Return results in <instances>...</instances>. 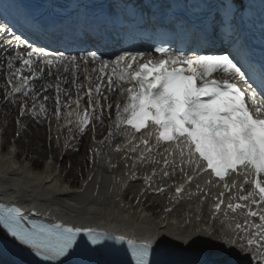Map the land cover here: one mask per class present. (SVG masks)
<instances>
[{
	"label": "snow or ice",
	"instance_id": "obj_1",
	"mask_svg": "<svg viewBox=\"0 0 264 264\" xmlns=\"http://www.w3.org/2000/svg\"><path fill=\"white\" fill-rule=\"evenodd\" d=\"M155 51L162 58L153 59L143 52H125L114 60H104L96 51H89L79 57L61 53L54 63L46 59L49 54L43 49L33 48L26 57L17 53L13 59L20 60L22 67L27 66L31 71L35 63L33 56L45 57L43 64L49 69V76L53 75L51 68L57 65V72H69L71 66L74 75L83 64L87 90L81 96L77 86V98L64 104L65 108L76 105V109L68 111L66 116L76 117L78 130L85 132L93 116L103 123L105 107L111 110L114 106V130L109 131V139L114 131L123 130L132 139H135V133H142L140 143L150 152L149 138L154 134L157 144H170L174 150H178L182 162L186 157L187 163L194 165L200 173L218 178L219 182H223L224 190L216 197L211 218L216 220L222 214L221 230L225 234L231 231L236 239L246 241L249 247L255 245L260 252L259 264H264V94L258 101L255 91L234 82L237 77L243 81L244 74L227 55H185L172 53L164 47H158ZM89 60L99 65V68L92 69L99 73L95 81L88 75ZM8 67H13L11 61ZM19 72L20 69H16V73ZM43 72L44 68H41L39 74H33V78L38 79ZM214 74L221 78H214ZM28 83L29 77H24L23 84L14 87L12 93L21 92ZM64 83L69 81L65 79ZM71 83L75 85L76 79H72ZM105 90L118 92L124 98L123 103L119 100L114 105L108 102ZM62 91L57 84V118L60 116ZM24 94L27 95V92ZM85 96L89 107L81 111L80 101ZM101 98L106 101L105 105H101ZM40 108L41 111L45 110L43 105ZM66 123H72L71 119H66ZM142 130H148V138ZM132 139L128 141L130 144ZM136 148L137 145H133L131 151H136ZM140 159H144L143 154ZM164 164L168 166L169 160L165 159ZM180 171L183 172V168ZM168 175L164 171V176ZM193 178L188 176L187 182ZM149 179L146 178V181ZM208 183L213 181L210 179ZM183 188L184 185L176 187V194L182 193ZM233 189L236 191L233 192ZM155 191L162 193L164 189ZM225 193H229L227 203ZM165 211L171 212V209ZM240 218H243V223ZM27 219L20 207L0 204V224L37 256L58 264H63L61 258L71 255L78 245V237H87V243L94 246L93 250L110 239L126 242L131 252L129 264H152L150 255L156 251L154 245L167 246L169 243L157 240L155 234L138 243L135 239L126 240L123 235L113 236L92 227L69 226L60 222L31 221L30 227L26 228L22 222ZM198 232L188 233L185 241ZM205 235L211 237L212 233L205 230ZM236 239H229L227 243L235 245Z\"/></svg>",
	"mask_w": 264,
	"mask_h": 264
},
{
	"label": "bare ground",
	"instance_id": "obj_2",
	"mask_svg": "<svg viewBox=\"0 0 264 264\" xmlns=\"http://www.w3.org/2000/svg\"><path fill=\"white\" fill-rule=\"evenodd\" d=\"M6 14V7L0 4V17H6ZM137 44L142 48L147 47L146 42ZM206 44L216 49L221 44V40L211 39ZM131 47H133L132 44ZM129 48L130 46H125L123 49H120L111 59L107 55H102V57L106 60H114L125 52H131L132 49ZM231 59L245 76L242 61L237 56H233ZM5 64L6 62L0 61V75L4 73V76L11 77L12 75ZM48 71L49 69L43 73L40 89L31 95L33 98L35 94V98H33L35 105L28 108L27 113L23 112V115H21L23 109V105L21 104L22 97L17 94L20 106L18 112H15L14 119L16 118L17 120L19 118L21 122H25L26 120H28V123L35 122L39 128L40 123L46 121L48 118L49 121L46 128L48 129L47 132L50 140L53 141H56L55 138L58 133H64L60 136L59 143L55 142V145L50 148L52 156H49H51V161H53L58 155L62 154L68 157L73 154L70 153L72 152L71 147L74 142V136L79 130L76 117L74 115L70 118L66 116L67 112L71 111L69 108L62 110L59 118H57L54 111L52 114L50 113L49 109H56V104L52 102L53 97L51 96V92L59 84L63 90L60 96L65 99L64 93L68 90L72 91L71 81L78 76L80 69L75 71L74 75L72 74L71 66L69 72L59 71L52 76L48 75ZM214 76L221 77L217 74H214ZM94 77L96 76L91 72V78ZM65 79L69 83H64ZM47 85H52L50 87V94H47ZM72 92L74 93V91ZM257 94L259 101L262 93ZM5 95L2 94L0 89V100L5 99ZM43 96L48 97V99H43ZM39 99H41L40 102H38ZM117 100L123 103L124 98L118 92L110 93V101H112L113 105ZM3 101L4 103L12 102L9 97ZM105 104L106 102L103 105ZM41 105L46 107L44 118L39 116ZM11 107V104L5 106L9 111L12 110ZM105 109L107 108L105 107ZM114 115V106L110 110V115L104 113L103 131L100 135L99 131L102 129L100 127L102 123L93 116L89 125H94V132L92 131L93 128L90 129L86 140L84 139L85 135L81 137L77 146L85 157V176L77 187H73L70 183L64 184L61 168L56 169L47 164L44 168L35 171L32 164L20 160L17 147L20 149L25 147L26 151H23L24 159L28 158L29 152H33L36 145L38 148L43 149L39 145V142H42V135L39 129L38 131L33 128L31 129V136L27 144L18 143L19 141L16 139L12 144L13 149H9L6 153L1 141L3 135L0 132V198L26 204L37 212L53 218L67 220L79 225L103 227L118 231L119 233H125L138 241L151 238L155 234L157 240L169 242L167 246L157 247L154 245L155 248L166 252H179L190 255L198 264H204L207 261H215L217 264H236L234 257L237 255V250L244 248L246 241L236 239L231 231H227L225 234L221 230L223 226L220 221L223 220V216L213 220L207 214L206 219L202 221L204 225L212 230L210 238L193 235L185 241L188 233L193 232L191 230L192 224L203 219L208 198L197 197L195 200L189 198L190 201H185L181 205H173L166 196L154 195L155 189L147 193V191L142 190L138 185L137 187L134 184L127 186V181L122 178L123 172L127 170V165L121 158L124 156L123 152L130 146L129 139L128 137L122 138L124 133L122 130L118 132L114 131L110 139L108 138L109 131L105 133L107 125H114ZM112 118L113 122L108 121ZM66 119H71L72 121L68 126H66V124H69L66 123ZM49 126H52V128ZM57 127H60L61 131L58 132ZM20 128V134H22L24 127L21 125ZM111 130H114V128ZM44 133L43 142L45 140ZM58 145L60 146L58 147ZM117 148H119V151H117ZM113 153H117L116 156ZM106 160H110V167H103L102 163ZM119 163L121 166H118ZM130 174L128 173L127 176ZM90 177L91 179H89ZM144 196L159 204L162 210H157V212L155 209H151L152 206H145L143 203ZM126 199H129V201ZM166 208H171V212L167 213L165 211ZM240 222L243 223V218H240ZM234 224L235 221H233V226ZM229 239H236L235 245H229L227 243ZM220 245H223V248H220Z\"/></svg>",
	"mask_w": 264,
	"mask_h": 264
},
{
	"label": "rangeland",
	"instance_id": "obj_3",
	"mask_svg": "<svg viewBox=\"0 0 264 264\" xmlns=\"http://www.w3.org/2000/svg\"><path fill=\"white\" fill-rule=\"evenodd\" d=\"M47 94H49V93L47 92ZM3 103H4V101H3ZM3 103L0 104V106H1L0 107V132L3 135V138H1L2 139L1 141H2V143H4V147H5L4 151L6 153L9 151V149H13L12 144L16 140V137L18 136V132L20 130H19V127L17 128V123H19L18 119L17 120L12 119L13 116L15 115L13 106L11 105L12 110H10V111L5 108V106H7L8 104H11V102H5L4 105H2ZM15 107L17 109V106H15ZM25 122H27V126H29V128H27V126L25 127V131H23V133L20 134V137L17 138L18 139L17 141H19L18 143H23V144L26 143L27 144V142L29 141V138L31 136V129L33 128L36 131H38V129H39V132L42 135V142H39V145L42 146L43 149L38 148L36 145L34 147L35 148L34 151L29 152L28 158L26 157L24 159L23 151H26L25 147H22L21 149L17 147V151L19 153L20 160L24 161L26 163L32 164L33 170H35V171L36 170L38 171V170L44 168L45 167L44 164L47 161L51 162L52 163L51 167H54L56 169L61 168V176L64 178V184L70 183V185H75L73 187H77L80 184L83 177L85 176V161H84L85 157H84V154L82 153V151L77 149V147H75L74 152L73 151L70 152V153H73L72 155H74V156L71 155V156L65 157L61 154V155H58L56 157V159L51 161L52 155L50 154V148H51V146L55 145V142L59 143V137L57 138L56 141H53L50 139L47 141L46 137L49 136V134L47 132L48 129L43 127V125H44L43 122L40 123L39 128L35 124V122L28 123V120H26ZM43 133L45 134L44 142H43ZM18 145L20 146V144H18ZM59 146L60 145H58V147ZM75 149H77V151ZM49 155H51V156H49ZM126 200L129 201V199H126ZM143 203L147 207L151 206V205H148V203H149L148 198H145L143 200ZM151 209L152 210L155 209V211H157V210L159 211V210H161V207H160V205H157L154 208L152 206Z\"/></svg>",
	"mask_w": 264,
	"mask_h": 264
}]
</instances>
